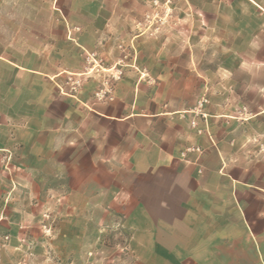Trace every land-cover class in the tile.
<instances>
[{
  "label": "rangeland",
  "instance_id": "374dc122",
  "mask_svg": "<svg viewBox=\"0 0 264 264\" xmlns=\"http://www.w3.org/2000/svg\"><path fill=\"white\" fill-rule=\"evenodd\" d=\"M0 264H264V0H0Z\"/></svg>",
  "mask_w": 264,
  "mask_h": 264
},
{
  "label": "crops",
  "instance_id": "0c3cea01",
  "mask_svg": "<svg viewBox=\"0 0 264 264\" xmlns=\"http://www.w3.org/2000/svg\"><path fill=\"white\" fill-rule=\"evenodd\" d=\"M111 22H114L115 20H110ZM215 173H220L219 170L215 171ZM237 181V180H236ZM239 211H241L240 206H238ZM238 209L236 210L233 208V216H231V224L236 227V231L239 232L242 236H254L257 233V231L253 230V220L242 218L238 216Z\"/></svg>",
  "mask_w": 264,
  "mask_h": 264
}]
</instances>
